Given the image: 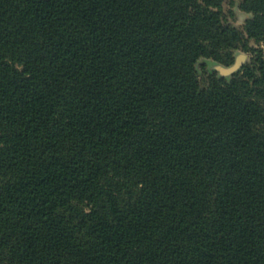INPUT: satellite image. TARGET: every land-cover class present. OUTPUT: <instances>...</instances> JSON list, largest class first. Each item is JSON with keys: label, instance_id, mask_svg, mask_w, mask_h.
Instances as JSON below:
<instances>
[{"label": "trees", "instance_id": "obj_1", "mask_svg": "<svg viewBox=\"0 0 264 264\" xmlns=\"http://www.w3.org/2000/svg\"><path fill=\"white\" fill-rule=\"evenodd\" d=\"M236 1L241 26L225 0H0V264H264V0Z\"/></svg>", "mask_w": 264, "mask_h": 264}, {"label": "rangeland", "instance_id": "obj_2", "mask_svg": "<svg viewBox=\"0 0 264 264\" xmlns=\"http://www.w3.org/2000/svg\"><path fill=\"white\" fill-rule=\"evenodd\" d=\"M237 2L238 0L236 1V3ZM224 8L226 9V11H228L230 8H233L235 15L233 17H230V19L236 25H239V26L243 25L246 18L250 15L248 12L241 10L236 4L235 5L229 4L228 0H225ZM239 55L243 56V63L249 58V52H246L243 50L236 51L235 60L233 61V63L228 64V65L221 63L218 60H215L213 58H207V57L201 58L198 62V69H199L201 78L205 79L208 73H213V72L217 73L218 76H220V74L222 73H224L225 76L230 75V73H227L225 69L232 66L235 63L237 56Z\"/></svg>", "mask_w": 264, "mask_h": 264}, {"label": "water", "instance_id": "obj_3", "mask_svg": "<svg viewBox=\"0 0 264 264\" xmlns=\"http://www.w3.org/2000/svg\"><path fill=\"white\" fill-rule=\"evenodd\" d=\"M242 65H243V56L239 55L237 56L235 63L232 66L225 69L227 73H230V75H226V77H230L231 73H234L235 71L240 69ZM220 76H225V74L222 73L220 74Z\"/></svg>", "mask_w": 264, "mask_h": 264}]
</instances>
